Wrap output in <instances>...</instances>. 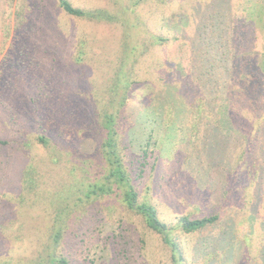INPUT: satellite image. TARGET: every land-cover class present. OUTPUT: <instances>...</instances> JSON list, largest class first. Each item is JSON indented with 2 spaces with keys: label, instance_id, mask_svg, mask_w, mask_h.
Returning a JSON list of instances; mask_svg holds the SVG:
<instances>
[{
  "label": "rangeland",
  "instance_id": "374dc122",
  "mask_svg": "<svg viewBox=\"0 0 264 264\" xmlns=\"http://www.w3.org/2000/svg\"><path fill=\"white\" fill-rule=\"evenodd\" d=\"M68 1L118 20L76 18L59 0H0V261L36 264L38 254L53 252L49 234L63 220L54 247L68 264H264V125L247 146L245 128L257 127L249 124L257 111L241 120L252 103L220 73L229 62L217 42L228 35L208 27L227 26L217 13L224 8L241 32L248 6ZM255 28L246 26L251 62L242 67L256 79L264 30ZM175 88L187 98L191 89L193 102L211 91L213 103L195 120ZM119 111L123 162L139 201L154 205L169 226L171 245L115 195L85 196L101 171L98 125L105 112ZM214 214L220 220L197 232L179 223Z\"/></svg>",
  "mask_w": 264,
  "mask_h": 264
},
{
  "label": "trees",
  "instance_id": "16d2710c",
  "mask_svg": "<svg viewBox=\"0 0 264 264\" xmlns=\"http://www.w3.org/2000/svg\"><path fill=\"white\" fill-rule=\"evenodd\" d=\"M240 1L245 4V7L248 6L245 9L246 14L244 15V21L240 20L243 25V29H241V32L243 31L244 36L239 31L238 25H235L234 18H230L229 14H227V11L224 8L217 11V13L218 17L221 16L226 20L225 23L227 24V26L222 27L220 25H217L216 27H208L213 28L214 30L223 28L221 30L215 31L214 33L220 37L222 36V34L228 35L225 41H222V38L221 41L217 42V44L219 43V49L221 50V58L223 59L221 61L223 63L224 61L226 63L229 62V72L220 73L222 80L231 81V83H233L234 85H241V96L247 99L248 102L252 103L251 106L248 103L242 109L241 120L246 122V115L250 108L255 107V110L257 111V115L255 117L250 116L252 121L251 123H249L250 125H252V122H254L255 120V124L257 123V127L252 126L250 129L245 128L247 130H245V140L247 142V146H252L255 144V141L260 138L257 134L260 127L264 125V59L263 62H261V64L259 65V69L261 70V72L256 79L249 72H246L242 66H244V64L247 65L249 62H251L249 58L251 41L249 39V35L247 36L246 26L253 25L254 27L262 29L261 31L264 30V0ZM59 6L65 13L76 18L107 21L110 23H114L118 20L116 15L106 10L99 9L96 11H85L83 9L74 7L68 0H59ZM259 14H261V19ZM210 15L211 18L215 16L211 12ZM201 83L203 82L201 81ZM169 86L170 84H165L166 88H168ZM250 91H252V97L249 96ZM162 92L163 91H160V93ZM187 92L188 98H192V94H190L192 90L189 89L187 90ZM229 92V88L224 90L225 97L227 94H229ZM174 94L179 98L178 103L182 102L184 104L180 105L181 107L184 106V108H182V111H184V109L188 107L193 108L192 118L195 120H198L200 118L199 115H202L203 111H205V109L203 110V108H206L208 112V104H212L214 98L211 95V91L202 92L195 100V102L189 100L184 92L180 91V89L175 88ZM208 97H211V99L208 100ZM173 101H176V99ZM160 103L163 104V102ZM120 105H122V103ZM120 112L121 111L117 113L105 112L100 125H98L97 129L100 130L102 135V143L100 149L101 164H99L101 165V171L96 174L93 180L90 179L91 177L88 176V174H86V177L88 176L86 179L90 180L88 181L89 190L85 193V196L88 198L95 197L98 199L104 196L112 197L113 195H115L122 203L125 204L128 209L142 216L147 227L150 230L162 235L164 242L168 245H171L172 241L170 239L169 226L159 219L158 211L154 205L139 201V194L136 191L137 189L134 185V178L129 174L125 167V163L123 162L122 149L120 146L121 140L118 131L121 127ZM226 117L229 118L227 122H230V117L227 115ZM222 123L223 121L219 122V124ZM2 125L5 124L3 123ZM229 125L231 126V124ZM47 139L48 138L42 136L39 138V141L43 144H47ZM28 167L29 165L24 168L26 171L23 178V182H25V185L31 182H27L26 175H28ZM141 175L142 172L140 170L138 178H140ZM249 175L251 176L252 180L257 179V175L254 173L253 168H251ZM258 175H260V173ZM230 183L231 182L227 183V190L229 189ZM33 185L34 183L32 182L29 186L32 187ZM224 193H226V190L224 191ZM219 220L220 218L217 214L200 219H191L188 216H183L180 218L179 223L186 233H193L200 231L206 227H211ZM65 225L66 224L63 220H57V223L54 225L52 234H49L50 243H47L46 246L47 248L53 246V252H47L46 256L43 254L39 256L38 254L36 264H68V261L65 258L59 257L57 255L56 248L54 247L60 243L63 231L65 230ZM3 226H5L3 222H0V227ZM0 264H14V260L9 259L0 261Z\"/></svg>",
  "mask_w": 264,
  "mask_h": 264
}]
</instances>
